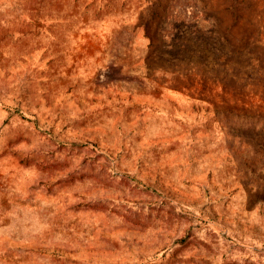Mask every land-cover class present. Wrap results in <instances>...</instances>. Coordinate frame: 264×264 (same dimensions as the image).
<instances>
[{"label":"rangeland","instance_id":"obj_1","mask_svg":"<svg viewBox=\"0 0 264 264\" xmlns=\"http://www.w3.org/2000/svg\"><path fill=\"white\" fill-rule=\"evenodd\" d=\"M0 264H264V0H0Z\"/></svg>","mask_w":264,"mask_h":264}]
</instances>
